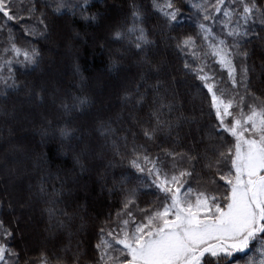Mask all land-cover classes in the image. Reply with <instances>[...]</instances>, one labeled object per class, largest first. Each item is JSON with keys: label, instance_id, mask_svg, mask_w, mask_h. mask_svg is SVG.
I'll list each match as a JSON object with an SVG mask.
<instances>
[{"label": "trees", "instance_id": "trees-1", "mask_svg": "<svg viewBox=\"0 0 264 264\" xmlns=\"http://www.w3.org/2000/svg\"><path fill=\"white\" fill-rule=\"evenodd\" d=\"M227 11L236 33L223 24ZM110 31L113 43L124 36L133 58L147 55L146 68L106 78L124 62L119 44H110L117 52L109 48ZM216 38L234 64L233 78L214 53ZM263 43L264 0H207L203 8L197 0H93L63 12L38 0L11 2L9 16L0 11V114L14 112L20 123L16 128L14 120H4L6 140H0L6 170H0V264H132L125 243L178 190L225 208L242 145L233 128L247 126L257 112L262 126L244 138L264 141V76L256 74L264 66ZM165 49L171 51L167 58L160 54ZM64 73L71 83L61 80ZM31 88L34 114L24 107ZM180 88L190 95H178ZM45 89L55 103L51 109ZM73 97L82 111L70 113ZM217 98L235 101L230 113L220 111ZM95 100L97 108L86 113ZM24 128L36 135L27 139ZM97 128L109 137L103 144L83 136ZM76 134L81 138L72 140ZM24 167L28 178L21 177ZM92 167L96 176L90 179ZM20 178L22 192L14 195L20 206L12 213L7 188ZM19 220L36 228L28 239ZM261 223L244 252L205 254L201 264H264V209ZM44 243L50 250L42 249Z\"/></svg>", "mask_w": 264, "mask_h": 264}, {"label": "rangeland", "instance_id": "rangeland-1", "mask_svg": "<svg viewBox=\"0 0 264 264\" xmlns=\"http://www.w3.org/2000/svg\"><path fill=\"white\" fill-rule=\"evenodd\" d=\"M15 1H19L22 3L31 1L33 3L38 0H0V11L8 15L9 12L5 10L9 9V4ZM43 1L49 2V4L52 5L55 11L63 12L71 11L76 6L86 5L93 0ZM206 1L207 0H197L199 7L203 8V4ZM106 14L108 15L109 11H107ZM230 18L231 13L229 11L225 12L223 24L226 26V28L228 29L227 31L230 34L236 33L238 31V26L236 23H232L230 21ZM68 29L70 30L71 34L75 30L73 27H68ZM86 31L90 38V36H92V31L89 30V28H86ZM56 35L57 33H55L54 36ZM109 36L110 37H108V45L109 48H111V52H117V50L121 49L122 52L120 54L122 59H124V62L117 66L115 72L106 78H112L113 80H116L120 76V74H122V72H128L132 68H146L145 66L147 65L148 58L146 54L142 53L141 57H135L137 58L136 60L135 58L130 56L129 49L126 46V43H122L125 39L124 36L115 38L117 39L116 41H118V43H113L111 41L113 39L112 34ZM110 44H119L121 47L115 50V46ZM214 49L217 60L221 63L224 69L228 70L230 76L233 78L235 74V68L225 48L224 42L221 39L216 38ZM260 50L264 56V43L260 47ZM53 52L56 53L54 50ZM170 52L165 49L160 54H162L161 56L163 58H167V54H169ZM173 69L175 71V67H173ZM109 70L110 69H107L103 72H105V74H108ZM162 70L164 71V69H158L155 70V72L158 73ZM175 74L177 76V73ZM256 74L258 79L261 75L264 76V66H261L259 64ZM66 79L70 81L69 83L73 81L71 76H67V74L64 73L61 80L63 81ZM61 80L59 82H61ZM143 83L144 80L139 83V86L144 85ZM73 85L79 91L88 90V86L86 84L81 88L79 85ZM36 87L37 85H35V88ZM135 91H137V89ZM177 93L182 97H184L185 95H190V92L187 91L186 88L178 89ZM44 96L45 101H50V104L48 105L51 109L52 106L55 105V103L51 101V96L48 93L47 89L44 90ZM35 99V89L31 88V90L27 91V103L24 104V107L32 111L33 114L37 111L36 105L34 103ZM71 100L72 103L69 105L70 113L82 111L78 107V104L80 103L79 100H77V98L75 97H73ZM113 101H115V99H113ZM113 101L109 103V107H113ZM216 101L220 107V110L225 114L230 113V108L235 104L234 100L225 101L222 98H217ZM44 103L45 102L42 99L41 105L44 106ZM190 105L193 106V103H190ZM108 106H106L104 109L107 110ZM95 108H97L96 100L84 111L86 113H89L94 111ZM165 109L167 108L165 107L164 110ZM195 109L196 106L191 108V111ZM14 117V112L9 114L6 111V113L3 112L0 114V140L2 142L6 140V137L3 136V133L5 132L3 128L5 127L3 121L7 119L14 120ZM14 121V125H17V127H15H20V123L17 121V118ZM187 124L189 125V123ZM246 125L247 126H244L237 122L235 128H233L232 130L233 133L237 135L236 137L238 141L242 142V145L240 147L239 153L237 154L238 160L235 167V176L234 178H232V193L227 209L221 211L217 206L211 207L209 201L204 195L194 198H188V195L186 193H183L180 196L181 192H176L177 194L172 202L168 206H166L162 213L158 216V221H152L153 224L148 223L137 230L135 239L131 240V244L128 245L129 254L132 257V262H135V264H199L204 253L216 254L229 252L231 250L242 251L246 249L251 237L261 227V217L264 209V141H247L244 138L245 131L254 132L260 130L262 122L259 114L253 113L252 116L248 117ZM16 131L19 132L20 130L18 131L17 129H15V132ZM195 131L197 132L195 140L196 143H199L200 141H202V136L199 135L197 129ZM6 132L11 131L7 130ZM20 133L23 134L27 139H29L31 135H36V131H32V133L30 134L28 128H24V130ZM83 136L88 138L90 141H92L93 138H98V140H100V144H103L104 141L106 142L109 139V137L103 138L101 136L100 128L93 130L91 133L85 132L83 133ZM111 136L115 137V135ZM58 138L59 137L57 136L55 139L58 140ZM79 138L81 137L77 134L75 135V137L72 136V140H79ZM194 146L195 144L191 145L192 148H194ZM101 148L104 149V153L102 152L103 150ZM97 149H99V147H97ZM100 149V153H102L103 156L108 155L103 145L102 147L100 145ZM96 157L97 154L92 155L91 158L88 159L89 164L90 162L92 163V161H94V158ZM0 170L4 172L5 166L3 164H0ZM87 173L90 179L96 176L94 167H92V169L90 168ZM28 174H30V171H28L26 168L25 173H23L21 177L28 178ZM4 179L1 177L0 181L4 182ZM21 182L22 180L20 178V181H18V183H16L13 188H7L9 195L8 197L11 200V202L8 204V209L12 213L17 212L20 206L19 194L20 192H22V187H20ZM32 187V185H29L27 187V195L32 194ZM103 189L104 192H108L109 197V194L112 191H108L106 187ZM15 194L19 196L14 197ZM27 195H24V198L27 197ZM34 208L36 209L35 206ZM71 210L72 209H69V212L71 213L70 218L75 219L76 215H73ZM90 215V213H86L87 217H90ZM72 221L73 220H70L71 225L73 223ZM19 223H21L20 220ZM33 226L34 225L32 222H29V224H26L25 226L23 223H21L20 230L23 235H27V239L31 233L36 231V228H34ZM41 247L42 249L50 250L51 245L44 243L41 244ZM23 251H25V248H23ZM60 252L61 255L66 253L64 251ZM1 258L2 257H0V259Z\"/></svg>", "mask_w": 264, "mask_h": 264}]
</instances>
